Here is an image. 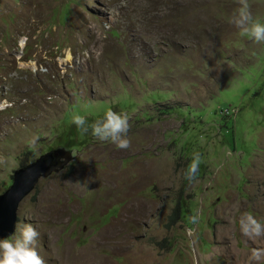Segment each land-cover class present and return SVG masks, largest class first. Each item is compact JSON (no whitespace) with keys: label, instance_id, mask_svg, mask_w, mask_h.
<instances>
[{"label":"rangeland","instance_id":"374dc122","mask_svg":"<svg viewBox=\"0 0 264 264\" xmlns=\"http://www.w3.org/2000/svg\"><path fill=\"white\" fill-rule=\"evenodd\" d=\"M247 2L264 22V0ZM238 7L0 0V194L51 158L74 115L129 119L127 149L77 129L92 145L23 203L18 227L39 233L44 264H264V235L239 227L264 225V43L229 22ZM183 201L188 221L172 216Z\"/></svg>","mask_w":264,"mask_h":264},{"label":"clouds","instance_id":"9594fccd","mask_svg":"<svg viewBox=\"0 0 264 264\" xmlns=\"http://www.w3.org/2000/svg\"><path fill=\"white\" fill-rule=\"evenodd\" d=\"M229 22L238 30H240L242 34L247 35L254 42L264 43V22H260L253 18L249 10V4L247 0H239V7L235 10ZM71 123L82 134L88 133L90 131L91 135L97 140L102 142H110L117 149H127L129 147L128 130L130 125L128 116L126 114L116 113L109 109L103 114L102 118L97 119L94 123L86 124L85 118L81 115H74L71 119ZM82 149L83 148L77 150L56 149L45 152V155H49L53 162H55L59 156L54 154L55 151H63L64 157H61L59 164L54 166L48 175L41 176L38 179V182L33 190L30 191L20 202L16 212V223L13 234L6 238H0V264H44V261L36 251V243L39 233L30 224H23L18 227L19 210L28 197L38 191V185H40L43 181L57 176L65 169L68 170L65 173L66 176L70 175L69 168L74 164L73 161L75 160V155L78 154ZM68 153L70 154V159L65 163V160L67 159L66 155ZM199 163L200 155L198 152H194L192 154L191 162L188 164L185 170V179L191 181L194 178L195 174L197 173ZM13 175L10 179L11 184L9 187H11L13 183ZM195 219V217H192L191 222L195 223ZM239 227L241 233L245 236L259 237L264 235V225L258 222L251 215H244L239 221ZM253 258L258 259L259 255L254 253Z\"/></svg>","mask_w":264,"mask_h":264},{"label":"water","instance_id":"95a60500","mask_svg":"<svg viewBox=\"0 0 264 264\" xmlns=\"http://www.w3.org/2000/svg\"><path fill=\"white\" fill-rule=\"evenodd\" d=\"M61 157H64V152L55 162L48 159L14 173L11 187L0 194V238L13 234L20 202L33 190L41 176L48 175L53 167L59 164ZM66 157L65 163L70 159V154L68 153Z\"/></svg>","mask_w":264,"mask_h":264},{"label":"trees","instance_id":"16d2710c","mask_svg":"<svg viewBox=\"0 0 264 264\" xmlns=\"http://www.w3.org/2000/svg\"><path fill=\"white\" fill-rule=\"evenodd\" d=\"M147 91H163V89H152L148 85ZM152 109H153V112L159 113L162 111V106L155 105L153 103ZM163 111H168V110H163ZM147 119H150L148 115H147ZM88 139H95V137L91 135L88 137ZM91 142L92 140H89V143L83 142L82 144V138L80 136V133H78L77 128H75L74 125L71 123L67 131L60 133L58 137L52 141L53 147L49 148L48 150L49 151H53L56 149L73 150L75 149V147H78L82 144L80 148H77V149H81V148L92 145ZM191 204H192L191 201H183L182 203L176 202L175 207L172 212V216L176 217L177 220L188 221L187 216H190V212H192L191 207H189ZM216 222L217 220L215 218L211 219V223H216Z\"/></svg>","mask_w":264,"mask_h":264},{"label":"bare ground","instance_id":"6f19581e","mask_svg":"<svg viewBox=\"0 0 264 264\" xmlns=\"http://www.w3.org/2000/svg\"><path fill=\"white\" fill-rule=\"evenodd\" d=\"M24 43V42H23ZM21 47H23V46H21ZM70 57L68 56V59H69Z\"/></svg>","mask_w":264,"mask_h":264},{"label":"crops","instance_id":"0c3cea01","mask_svg":"<svg viewBox=\"0 0 264 264\" xmlns=\"http://www.w3.org/2000/svg\"><path fill=\"white\" fill-rule=\"evenodd\" d=\"M157 47H155V49H156Z\"/></svg>","mask_w":264,"mask_h":264}]
</instances>
